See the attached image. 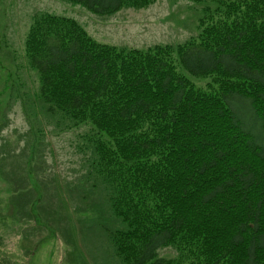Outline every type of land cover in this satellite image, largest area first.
I'll use <instances>...</instances> for the list:
<instances>
[{"label": "trees", "instance_id": "obj_1", "mask_svg": "<svg viewBox=\"0 0 264 264\" xmlns=\"http://www.w3.org/2000/svg\"><path fill=\"white\" fill-rule=\"evenodd\" d=\"M59 1L104 18L157 2ZM186 1L202 5L197 35L146 49L100 43L67 16H32L0 92V117L20 102L29 127L22 152L0 153V183L12 186L0 191V233L37 246L58 234L81 252L75 232L96 223L112 252L103 264H264V0ZM83 128L98 214L43 172L50 139ZM165 248L177 257H160ZM80 252L76 264H90Z\"/></svg>", "mask_w": 264, "mask_h": 264}, {"label": "rangeland", "instance_id": "obj_2", "mask_svg": "<svg viewBox=\"0 0 264 264\" xmlns=\"http://www.w3.org/2000/svg\"><path fill=\"white\" fill-rule=\"evenodd\" d=\"M201 7L202 5L186 0H157L148 9L124 10L104 18L59 0H0V67L3 68V72L0 69V92L4 91L5 72L7 73L10 65L14 64L13 58H18L19 62L22 60L25 37L31 18L37 12H49L73 18L100 43L146 49L155 45L183 44L195 37ZM207 82H197V85L205 88ZM26 86L30 88L31 83H26ZM0 119L3 120L2 122L0 120V146L2 147L0 153H13L19 150L22 152L26 146L23 136L29 131L22 104L14 101L5 109L4 118L0 117ZM51 130L52 127H50ZM84 134L85 128L51 138V147L47 148L45 153L47 164L43 165V172L45 168H49L52 176L47 177L45 182L49 181L53 187L56 184L67 201L82 200L84 197L86 202L78 203L80 209L88 206L96 210L98 214L100 186L94 188L93 185L96 182L93 179L87 180L86 163L82 154L78 152V147L82 145L80 136ZM53 174L58 175L60 184L55 183ZM17 180L18 177L14 176V181ZM11 187L8 183H0V191L11 189ZM53 196L51 194L49 200L55 207L58 198ZM70 212L71 210H64V214L68 215ZM85 217L79 213L74 214L72 224L78 227V222ZM96 225V223L91 224V231L87 233L81 230L75 232L77 239L75 243L82 249L81 252L70 243V239L67 243V238L65 237L64 240L58 234L50 235L37 246L36 237L29 240L25 239L23 234L16 235L11 230L1 229L4 231L0 233V256L4 259L3 264H76L79 252L82 259H84V252L90 264H103L97 260V256L101 258V261L107 262L101 251L106 257L109 254L112 255V252L107 251V241L102 232L100 233L104 238L97 233ZM159 256L171 259L177 257V252L174 248H165L160 250Z\"/></svg>", "mask_w": 264, "mask_h": 264}]
</instances>
